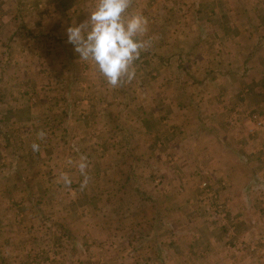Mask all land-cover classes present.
Segmentation results:
<instances>
[{
    "label": "crops",
    "instance_id": "obj_1",
    "mask_svg": "<svg viewBox=\"0 0 264 264\" xmlns=\"http://www.w3.org/2000/svg\"><path fill=\"white\" fill-rule=\"evenodd\" d=\"M141 1L133 0L126 15L140 13L144 8ZM179 1L181 4L175 9H171V4L155 1L148 14L143 15L148 20L143 39L149 41V46L139 59L146 60L140 72L146 71L147 83L134 85L133 100L122 106L125 110L116 112L124 117L127 126L119 135L122 142L104 149L120 156L130 154L137 162L128 169L133 171L132 181L139 189L135 195L138 203L130 215L121 210L124 219L131 218L134 242L123 239L124 244H118L121 250L132 246L133 257L130 262L116 263L259 264L264 262V255L259 258L264 246L256 242L264 234V151L254 153L253 142L230 129L225 120L241 104L244 86L248 88L246 103L264 106L260 98L264 92V52L262 47L253 50L257 41L264 43V18L260 17L264 0L248 1L250 12L254 13L247 18L235 13L236 0ZM97 2L0 0V24L4 31H10L20 22L27 34L39 37V45L48 46L51 51L61 47L58 53L69 57L74 45L68 43L67 28L85 21ZM179 9L184 18L177 14ZM171 13L179 19L172 21ZM60 37L65 39L57 41ZM22 39L27 46L29 37L23 35ZM174 58L179 61L170 66L156 61ZM182 60L185 64H181ZM104 171L108 172V168ZM156 176L170 183L168 191L153 192ZM203 178L212 183V194L206 195L209 204L216 209L221 204L227 212L226 220L237 222L230 237H222L219 228H214L216 225H206L207 200H203L199 186ZM23 181L24 177L11 180L19 185ZM73 197L78 208L80 204L92 213L91 192ZM144 197L151 199L144 201ZM144 203L153 210L143 211ZM156 205L160 211H155ZM18 215L9 212L1 227L0 264H55L51 259H41L38 252H31L60 247L62 242L55 236L60 230L53 228L51 236L44 234L42 237L47 240L42 241L37 236L42 232L36 228L39 214L22 211ZM31 226L35 232H29ZM71 229L67 234L70 248L61 253L63 262L78 256L72 247V236L79 232ZM189 238L195 243L186 244ZM83 240L86 244L88 239ZM245 240L247 247H241L240 242ZM199 249L209 252L198 259L195 250ZM72 254L75 255L71 257Z\"/></svg>",
    "mask_w": 264,
    "mask_h": 264
},
{
    "label": "rangeland",
    "instance_id": "obj_2",
    "mask_svg": "<svg viewBox=\"0 0 264 264\" xmlns=\"http://www.w3.org/2000/svg\"><path fill=\"white\" fill-rule=\"evenodd\" d=\"M155 1L159 4H171V9L181 4L179 0H142L144 8L140 14L146 16L148 8ZM248 1L250 0H236L233 4L238 9L234 10L238 16L247 18L249 13H254L250 12L252 6ZM232 3L233 1L229 4ZM262 9L263 16L260 17L264 18V5ZM180 11L181 9L177 14L184 18ZM178 15L171 13V16H174L172 21L178 20ZM1 25L0 232L9 212L15 211L17 216L22 211L26 214L38 213L41 218L38 216L36 228L41 230L42 235L37 236L46 241L47 239L42 237L44 234L51 236L53 228L59 229V234L55 236L62 244L53 251L51 248L44 249L42 253L32 251L33 255L38 252L41 259H51L55 264H117L116 261L119 260L130 262L133 257L132 246L121 250L118 244L122 241L124 244V240L134 242L131 238V218L124 219L121 210L125 215H130L138 203L135 195L139 189L132 181L133 171L130 173L128 169L137 162L130 154L120 156L107 153L104 149L107 145L115 147L122 142L119 135L127 126L124 117L116 115V112L118 109L125 110L122 106L133 100L134 85L147 83L148 76L144 74L146 71L143 70V74L140 72L146 60L138 59L135 62L136 77L131 83L113 88L93 62L79 60V54L75 51L71 52V56L64 54L63 57L62 53H58L63 48L51 51L48 46L39 45V37L27 34V29L21 27L20 22L10 31H4ZM10 33L11 37L8 38ZM260 34L262 36V33ZM23 35L29 37L27 46L22 39ZM62 39L65 38L60 37L57 41ZM258 47H262L264 52V43L257 41L253 50ZM156 61L163 66H170L177 64L179 59ZM181 64H185V60H182ZM246 92L248 88L244 86L240 92L241 104L227 114L225 121L230 129L240 132L248 141L253 142L251 147H254V153L261 154L264 151V106L263 103L254 107L248 105L244 96ZM260 98L264 101V92ZM41 130L46 132L43 140L37 136ZM89 141L92 142L88 143ZM33 142L40 145V151L37 153H33L31 149ZM81 157L87 159L86 171L90 178L83 190L80 188L83 176L77 167ZM105 168H108V172L104 171ZM61 173H67L71 178L70 187L62 182ZM23 177L22 185L12 184L11 180ZM203 179L199 186L203 200H207L206 195L212 194V183L206 178ZM153 184V192L170 189V183L161 176H156ZM85 191L92 194L93 199L89 203L91 214L82 208V205L79 204L78 208V204L73 202L77 201L74 195ZM142 199L149 201L151 198ZM245 202L248 204V197ZM209 203L207 200L206 225H216L214 228H219L222 237H230L237 222L226 220L227 212L221 204H218L216 209ZM158 207L156 205L155 211H160ZM101 210L105 213H100ZM142 210L153 209L144 203ZM41 225L42 228H39ZM71 228L79 232L76 235L79 238L72 236L75 238L72 247L78 256L77 259H70V262H63L60 260L61 253L70 248L67 244V234ZM29 232H35V228L31 226ZM0 237L2 242L3 234ZM84 237L88 239L85 240L86 244ZM194 240L189 238L185 243L194 244ZM256 242L264 246V234L259 235ZM251 244L254 245L255 242L251 241ZM247 245V240L240 242L241 247ZM195 252L198 259H202L209 251L199 249ZM260 253L262 254L257 256L261 259L264 251ZM128 258L129 260H126ZM259 264L264 262L259 261Z\"/></svg>",
    "mask_w": 264,
    "mask_h": 264
},
{
    "label": "clouds",
    "instance_id": "obj_3",
    "mask_svg": "<svg viewBox=\"0 0 264 264\" xmlns=\"http://www.w3.org/2000/svg\"><path fill=\"white\" fill-rule=\"evenodd\" d=\"M132 3L133 0H98L95 10L85 21L66 30L68 43L74 45L79 60L93 62L113 88L135 79L134 62L149 46V41L143 39L148 31L147 18L140 13L126 15ZM37 136L43 140L46 132L41 130ZM31 149L37 153L40 145L33 142ZM77 167L83 176L80 184L83 190L90 179L86 157H81ZM61 179L65 186H71L72 180L67 173H61Z\"/></svg>",
    "mask_w": 264,
    "mask_h": 264
}]
</instances>
